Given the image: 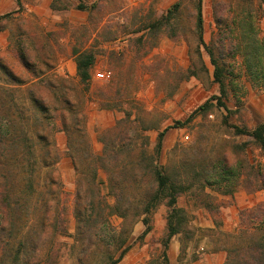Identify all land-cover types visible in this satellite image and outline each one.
<instances>
[{"label":"rangeland","instance_id":"obj_1","mask_svg":"<svg viewBox=\"0 0 264 264\" xmlns=\"http://www.w3.org/2000/svg\"><path fill=\"white\" fill-rule=\"evenodd\" d=\"M27 1L31 0L19 3L20 10L15 13H26ZM178 1L59 0L55 6L63 9L51 11L46 26H40V19L34 14L26 18L14 15L9 20H0V64H5L23 81H32L34 77L23 65L21 50L31 48L32 43L35 48H29L30 56L39 59L37 47L47 40L56 57L54 74L79 83L73 48L92 51L96 62L91 71L85 114L93 152L98 156L103 154L104 146L98 136L115 127L124 118V112L131 126L137 128L129 131V138L147 156H155L159 132L171 127L158 163L173 180L187 187V191L178 196L176 206L184 212L187 225L169 241V262L229 264L231 261L233 264L234 259L240 260L248 252L249 237L264 234V155L250 134L237 135L233 128L251 132L264 124V81L253 73V68L247 67V64L252 66L253 61L250 54L243 53L249 49L247 42L254 34L246 29L251 35H244L245 28L239 22L232 26L248 0L230 1L229 26L224 22L222 30L215 20V0L202 3L204 42L217 58L223 56L219 59L225 68L224 96L213 79L214 68L204 48L200 52L206 69L198 64L194 76L188 70L191 66L189 50L198 43L194 34L193 0H182L181 26L172 33L167 28L150 31L152 23L160 20ZM253 2L255 8L260 7V0ZM81 4L97 7L91 12L79 11L77 6ZM262 6L264 13V4ZM255 29L264 37V15L258 18ZM235 41L242 42L243 47L238 52L232 44ZM115 79L112 92L106 90L97 94L98 87ZM0 84L7 88L14 86L2 71ZM119 87L124 96L121 102L113 99ZM220 97L224 107L219 104ZM206 102L210 103L208 112L185 123L195 109ZM57 116V113L52 114L53 138L60 155L57 169L63 186L58 219L66 220L68 235L55 239L52 262L75 264L70 245L74 243L72 236L76 227L73 210L77 174L68 158L67 136ZM178 122L185 125L179 126ZM99 178L105 183L102 194L113 206L116 199L109 191L106 171L100 170ZM141 180L142 177L138 182ZM136 186L128 185L127 195L133 207L127 224L118 216L110 218L113 228L119 231L124 227L130 232L127 241L130 250L119 264H160L163 241L168 233L169 209L166 201L161 202L151 213L150 232L142 238L146 226L134 213L136 207L140 212L146 192ZM242 213L246 219H242ZM251 214H260L261 218ZM43 257L40 264H45L47 254Z\"/></svg>","mask_w":264,"mask_h":264},{"label":"trees","instance_id":"obj_2","mask_svg":"<svg viewBox=\"0 0 264 264\" xmlns=\"http://www.w3.org/2000/svg\"><path fill=\"white\" fill-rule=\"evenodd\" d=\"M58 1L53 0L52 11L63 9L55 6ZM230 1L232 0L214 2L215 20L220 30L225 25L224 22L229 24L227 11L232 7ZM260 1V7L255 8L253 0H248L242 12H238L241 15L232 26H237L239 22V25L245 28L244 33L249 29L254 34L250 37L248 30L244 34L251 39L247 42L249 49L243 53L250 54L253 61V65L247 64V67L251 70L253 68L255 70L253 73L259 74L260 80L264 81V37L255 29L258 18L264 15L262 10L264 0ZM192 2L195 5L194 34L198 43L195 48L189 50L191 66L188 70L194 76L198 64L201 69H206L200 52L204 48L214 68L213 79L224 96L225 68L221 66L219 59H223V56L217 58L204 42L203 0ZM96 7V4L90 8L81 4L77 6V10L91 12ZM182 8V0L170 6L160 20L152 23L150 31L167 28L172 33L177 26H181ZM15 14L14 12L5 14L0 16V20H9ZM227 30L225 29L226 33ZM49 36L50 34H47V37ZM235 40L237 41V38ZM236 41L232 44L238 52L243 46L242 42ZM41 45L43 46L37 47L39 59H32L30 47L21 50L23 65L34 77L32 81H23L10 72L5 64H0V71L14 85L7 88L0 84V264H40L45 253L47 254L45 264H53L55 239L68 235L66 220L58 219V205L63 186L57 169L60 155L53 138L55 125L53 113L58 114L62 131L67 136V155L77 174L73 210L76 227L75 235L72 236L74 243L70 245L75 264H119L128 253L130 248L127 241L130 232L127 233L124 227L118 231L110 223L112 216H118L127 224L133 207V201L127 195L130 190L128 185L130 187L137 185L138 189L142 191L144 189L146 192L140 212L138 207L135 208L136 212H133L135 218L141 217L146 226L142 238L151 230V213L161 202L166 201L169 209L168 233L163 241L164 252L160 264H170L167 255L169 241L187 225L184 212L176 207L178 196L186 192L187 187L173 180L166 169L158 163L165 136L171 127L159 132L155 156H147L129 138V131L137 128L131 126V122L127 121V112H124V118L119 120L115 127L98 136L104 148L101 156L96 155L87 133L85 114L90 76L96 56L92 51L73 48L79 78V83H76L71 78L54 74L55 54L47 40ZM32 48L35 47L31 43L30 49ZM114 86L116 79L106 86L98 87L97 94L106 90L112 92ZM120 89L119 87L113 98L118 102L124 97ZM218 100L224 107L222 97ZM209 106L210 103L206 102L195 109L185 123L207 113ZM185 123L177 124L183 126ZM233 128L237 135L250 134L264 155V124L251 132L239 127ZM100 170L108 174V188L116 199L113 206L106 202L102 194L105 183L99 178ZM141 177L139 183L138 179ZM253 214L251 216H255L254 218H261L260 214ZM241 217L247 218L243 213ZM246 243L248 252L240 260L234 259L233 264H264V234L249 237Z\"/></svg>","mask_w":264,"mask_h":264},{"label":"crops","instance_id":"obj_3","mask_svg":"<svg viewBox=\"0 0 264 264\" xmlns=\"http://www.w3.org/2000/svg\"><path fill=\"white\" fill-rule=\"evenodd\" d=\"M20 3L23 4V0H20ZM51 3L52 0L27 1V3L25 4L26 13L22 12L20 14L17 12L15 16L23 15L26 18L30 14L31 15L34 14L40 19V26H46L49 22L48 17L52 16L51 13L53 12L50 7ZM19 10H20V5L18 3V0H0V15H4L10 12L15 13L16 11Z\"/></svg>","mask_w":264,"mask_h":264}]
</instances>
